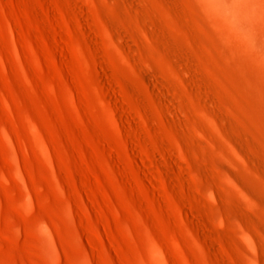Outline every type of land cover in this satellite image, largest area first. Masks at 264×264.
Returning <instances> with one entry per match:
<instances>
[{"label": "rangeland", "instance_id": "rangeland-1", "mask_svg": "<svg viewBox=\"0 0 264 264\" xmlns=\"http://www.w3.org/2000/svg\"><path fill=\"white\" fill-rule=\"evenodd\" d=\"M211 6L0 0V264H264V0Z\"/></svg>", "mask_w": 264, "mask_h": 264}, {"label": "clouds", "instance_id": "clouds-1", "mask_svg": "<svg viewBox=\"0 0 264 264\" xmlns=\"http://www.w3.org/2000/svg\"><path fill=\"white\" fill-rule=\"evenodd\" d=\"M240 0H212V9L232 28L239 25Z\"/></svg>", "mask_w": 264, "mask_h": 264}, {"label": "bare ground", "instance_id": "bare-ground-1", "mask_svg": "<svg viewBox=\"0 0 264 264\" xmlns=\"http://www.w3.org/2000/svg\"><path fill=\"white\" fill-rule=\"evenodd\" d=\"M208 2H211L212 3V0H207ZM209 6V5H208ZM212 7V6H211Z\"/></svg>", "mask_w": 264, "mask_h": 264}]
</instances>
